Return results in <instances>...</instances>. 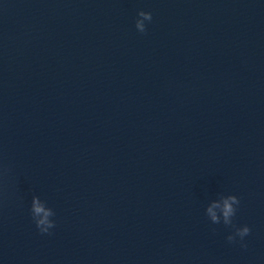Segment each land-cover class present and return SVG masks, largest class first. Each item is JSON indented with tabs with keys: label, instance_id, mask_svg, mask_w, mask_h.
Segmentation results:
<instances>
[{
	"label": "water",
	"instance_id": "95a60500",
	"mask_svg": "<svg viewBox=\"0 0 264 264\" xmlns=\"http://www.w3.org/2000/svg\"><path fill=\"white\" fill-rule=\"evenodd\" d=\"M0 264H264V0H0Z\"/></svg>",
	"mask_w": 264,
	"mask_h": 264
},
{
	"label": "clouds",
	"instance_id": "9594fccd",
	"mask_svg": "<svg viewBox=\"0 0 264 264\" xmlns=\"http://www.w3.org/2000/svg\"><path fill=\"white\" fill-rule=\"evenodd\" d=\"M153 15L150 11L139 10L134 19V28L138 33H145L151 24ZM240 199L237 195L228 193L218 199L210 200L203 208L205 217L213 225H222L229 229L225 239L230 244H239L246 247V238L251 233L248 224L237 225L235 218L240 208ZM28 211L35 228L40 234L51 235L56 227V212L52 207L45 205L37 196H32Z\"/></svg>",
	"mask_w": 264,
	"mask_h": 264
}]
</instances>
